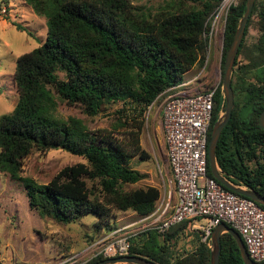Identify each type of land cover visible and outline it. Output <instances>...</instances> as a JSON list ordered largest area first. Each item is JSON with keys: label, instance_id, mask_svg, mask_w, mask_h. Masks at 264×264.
Wrapping results in <instances>:
<instances>
[{"label": "trees", "instance_id": "obj_1", "mask_svg": "<svg viewBox=\"0 0 264 264\" xmlns=\"http://www.w3.org/2000/svg\"><path fill=\"white\" fill-rule=\"evenodd\" d=\"M169 1L151 11L131 0H24L45 18L47 30L37 47L15 61L17 101L11 112L0 115V172L22 184L29 206L41 217L67 224L92 214L99 234L101 229L109 232L113 228L111 221L117 212L131 210L144 217L155 210L160 190L150 185L132 187L148 175L128 166L135 155H145L139 145L142 120L128 125L122 116L124 109L117 110L121 115L113 127L124 129L127 142L113 139L112 132L89 131L82 119L60 116L57 105H79L93 117L103 107L121 103L141 115L164 91L182 83L186 72L203 65L207 49L204 23L218 0ZM245 1L239 0L227 14L222 71ZM250 23L258 30L250 46H254L253 60L244 69L237 66L245 46L242 39L231 76L234 106L215 158L233 182L264 197V128L259 125L264 108V0H255L244 35ZM17 29L26 31L22 25ZM214 101L208 140L224 108L220 85L214 90ZM34 149L65 150L85 162L66 166L48 183L39 184L21 175L23 159ZM206 171L212 176L208 162ZM193 223L194 219L184 220L164 233L146 230L140 242H131L128 255L156 264H209V243L200 240L192 251L171 258L168 242H174L179 232L194 230ZM103 259L97 255L83 264ZM218 264H243L227 233L221 235Z\"/></svg>", "mask_w": 264, "mask_h": 264}, {"label": "rangeland", "instance_id": "obj_2", "mask_svg": "<svg viewBox=\"0 0 264 264\" xmlns=\"http://www.w3.org/2000/svg\"><path fill=\"white\" fill-rule=\"evenodd\" d=\"M7 2L9 12L5 17H0V115L11 112L17 101V94L13 87L16 58L37 47L45 38L47 30L45 18L31 12L21 0ZM131 2L137 7L142 6L151 11L170 3L169 0H131ZM253 18L256 19L255 14ZM18 25L32 32L33 37L26 31L18 30ZM257 37L258 30L254 23H250L243 38L245 46L237 57V66H243L244 69L249 61L253 60L254 46L251 48L250 46L255 43ZM222 51L223 42L222 45L207 43L204 64L196 65L183 75L182 81L193 78L187 86L188 92H201L206 89L210 91L219 85L221 88ZM161 102V98L157 99L150 104L152 105L150 108V105L147 106L141 115L137 114L131 105L124 106L121 103L103 107L93 117L86 115L81 106L65 103L57 105V112L64 118L71 116L82 119L89 131L93 133L99 131L100 135H105L112 132L110 135L113 139H125L127 142L129 138L125 135L124 129L120 131L118 127H113L117 116L121 115L117 113V110L124 109L122 116L126 117L128 125H134L135 121L142 120L139 145L145 155H135L130 159L128 166L148 176L131 186L157 187L160 190V197L155 208L160 207L159 213H162L164 218L171 211L170 206L174 202L171 200L173 188L166 182L169 169L161 126ZM113 129L116 130L113 131ZM78 162H85V160L65 150L53 149L40 152L34 149L23 159L21 175L33 179L36 183L46 184L62 168ZM168 202L169 205L166 207ZM141 218L142 216L131 210L117 212L111 221L113 228L109 232L101 229L99 234L96 231L98 228L94 227L97 218L92 214L67 224L49 217L43 218L29 206L22 184L0 172V255L3 260L11 264H59L62 262L66 264V259L71 257L88 258V254L81 256L88 247L102 242L103 238L113 230ZM194 223L205 225L206 218H196ZM140 224H148V221L145 220ZM129 229L132 233L130 242H140V239H143L140 235L142 226L134 225ZM197 229L179 232L174 242H168L172 259L192 251L194 245L200 240L201 231Z\"/></svg>", "mask_w": 264, "mask_h": 264}, {"label": "built area", "instance_id": "obj_3", "mask_svg": "<svg viewBox=\"0 0 264 264\" xmlns=\"http://www.w3.org/2000/svg\"><path fill=\"white\" fill-rule=\"evenodd\" d=\"M238 2L218 0L204 23L202 36L208 45H222L228 11ZM8 12L6 3L0 0V17H5ZM192 80L182 81L164 91L160 97L166 162L171 172V180L167 183L172 186V195H175L171 211L163 218L159 213L160 207L155 208L151 214L113 230L102 242L88 247L81 255L88 254V258L71 257L66 259V264H83L97 255L104 258L128 255L131 226H142L141 232L155 230L164 233L173 225L199 217L206 218V224L198 228L201 242L209 243L213 228L225 223L239 233L250 259L256 264H264V208L252 199L228 190L207 175L208 129L215 103V88L188 92L187 86ZM166 204L168 207L169 202ZM145 220L148 224H140ZM0 264L11 263L0 255Z\"/></svg>", "mask_w": 264, "mask_h": 264}, {"label": "water", "instance_id": "obj_4", "mask_svg": "<svg viewBox=\"0 0 264 264\" xmlns=\"http://www.w3.org/2000/svg\"><path fill=\"white\" fill-rule=\"evenodd\" d=\"M255 0L245 1V10L240 17L232 41L225 53L223 59V71H222V85L221 92L224 100V108L219 113L217 119L213 123L210 137L207 144V162L212 177L228 190L235 192L244 197L250 198L260 206L264 207V197L260 195L256 190L251 189L241 183L237 184L232 181L234 178H228L227 175L221 171L216 163L215 150L223 128L227 125L231 118L232 109L234 106V93L231 86V76L235 57L237 55L239 46L244 37L245 27L247 21L251 15L252 8ZM259 125L264 128V108L259 115ZM227 233L235 241L240 253L243 264H256L254 263L246 251L245 245L241 236L232 227H229L225 223H219L216 225L209 237V264H218L220 252H221V235ZM93 264H156L151 260H148L142 256L123 255L118 257L105 258L97 261Z\"/></svg>", "mask_w": 264, "mask_h": 264}, {"label": "crops", "instance_id": "obj_5", "mask_svg": "<svg viewBox=\"0 0 264 264\" xmlns=\"http://www.w3.org/2000/svg\"><path fill=\"white\" fill-rule=\"evenodd\" d=\"M21 2H22V4H24L25 6H27L23 0H21ZM27 7L29 8V10H30L31 12H33L29 6H27ZM33 13H34V12H33ZM34 14H35V13H34ZM35 15H36V14H35ZM166 163H167V162H166ZM168 169H169V168H168ZM166 179H167L168 182H169V180H171V172H170V170H169V175L167 176ZM167 181H166V182H167ZM171 200H172L173 202L175 201V195H172V196H171ZM199 226H201V225H200V224H197V223H193L192 226H191V228H192V229H197V228H199ZM197 230H199V229H197Z\"/></svg>", "mask_w": 264, "mask_h": 264}]
</instances>
